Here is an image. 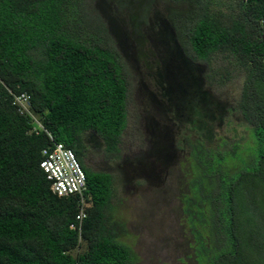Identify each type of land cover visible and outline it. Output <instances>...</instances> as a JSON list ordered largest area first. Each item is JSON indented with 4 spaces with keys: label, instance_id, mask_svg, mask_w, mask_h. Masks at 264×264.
I'll return each instance as SVG.
<instances>
[{
    "label": "trees",
    "instance_id": "16d2710c",
    "mask_svg": "<svg viewBox=\"0 0 264 264\" xmlns=\"http://www.w3.org/2000/svg\"><path fill=\"white\" fill-rule=\"evenodd\" d=\"M156 1L186 61L208 69L220 54L244 73L236 107L219 114L239 113L259 149L252 169L236 178L225 156L207 147L213 129L209 135L184 129L196 176L182 204L196 263L263 264L250 251L254 232L247 233L256 217L240 214H253L264 192V0H0V264H133L120 242L126 230L116 216L114 177L88 165V137L101 141L106 159H121L130 80L112 36L125 17L141 37ZM180 86L186 95L180 98L199 107L203 101L205 118L214 120L211 99L201 89L189 97L186 83ZM18 92L30 95L45 131L29 132V119L11 102ZM53 142L72 150L85 174L80 230L70 227L78 199L54 195L39 166ZM243 159L248 164L251 157Z\"/></svg>",
    "mask_w": 264,
    "mask_h": 264
},
{
    "label": "rangeland",
    "instance_id": "374dc122",
    "mask_svg": "<svg viewBox=\"0 0 264 264\" xmlns=\"http://www.w3.org/2000/svg\"><path fill=\"white\" fill-rule=\"evenodd\" d=\"M218 1L228 4V0ZM163 7L155 2L141 37L132 34L125 17L116 23L118 33L112 39L118 44L130 80L128 130L119 160L106 159L101 141L89 136L87 163L96 172L114 177L116 216L124 221L126 230L120 242L131 249L133 264H197L194 236L182 204L183 196H191L189 182L196 176L189 145L184 142L189 133L184 129L192 135H209L213 129L214 138L207 147L225 156L228 174L235 172L236 178L252 169L259 149L239 113L219 114L223 107H236L244 73L220 54L211 58L208 69L186 61L172 31L160 18ZM206 72L208 80L203 78ZM226 76V83L219 85ZM184 82L189 97L201 89L211 99L214 120L205 118L203 101L199 107L194 98H180L186 96L181 95ZM197 104L198 116L192 114ZM194 141L192 137L188 143ZM233 146L238 148L235 152ZM246 155L251 157L248 164L243 162ZM261 196L253 214L241 211L240 219L256 217L247 231L254 232L250 251L253 249L254 257L264 264V192ZM260 229L261 236L257 234Z\"/></svg>",
    "mask_w": 264,
    "mask_h": 264
},
{
    "label": "built area",
    "instance_id": "2783aa9c",
    "mask_svg": "<svg viewBox=\"0 0 264 264\" xmlns=\"http://www.w3.org/2000/svg\"><path fill=\"white\" fill-rule=\"evenodd\" d=\"M11 97L12 105L17 113L29 119L32 125L29 132L45 131L32 114L30 95L26 92H18L12 93ZM41 154L42 161L39 166L46 179L51 183V192L57 197L75 196L78 199L79 209L70 227L75 229L78 226L80 230L81 223L86 217L83 200L86 178L80 163L72 150L57 142H53L50 147L43 149Z\"/></svg>",
    "mask_w": 264,
    "mask_h": 264
}]
</instances>
